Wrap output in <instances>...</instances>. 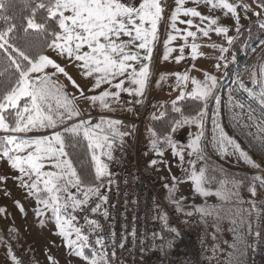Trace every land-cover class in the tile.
I'll use <instances>...</instances> for the list:
<instances>
[{
	"label": "snow or ice",
	"instance_id": "1",
	"mask_svg": "<svg viewBox=\"0 0 264 264\" xmlns=\"http://www.w3.org/2000/svg\"><path fill=\"white\" fill-rule=\"evenodd\" d=\"M189 3L196 6L187 7ZM201 4L208 8L209 13L218 9L224 10L226 16L230 15L236 21L237 32L240 31L241 10L258 18L264 13V0H252V4H246L243 0H31L30 14L17 24L15 17L5 14V0H0V77H14L9 81L6 90L0 92V133H3L0 135V161L11 171L18 173L11 177L0 176V182L11 178L18 181L21 188L27 189L29 195H34L37 204L34 212L37 217L44 215V210H51L57 228L55 234L64 240V247L69 250L70 259H79L85 264H108L104 237L97 235L95 245L99 247L92 249L89 235L77 224V213L90 211L92 214L108 217V211L103 207L107 204L108 197L102 189L111 185L113 180L107 161L113 160L117 142L122 147L124 138L132 135V131L119 130L118 126L123 125L121 120L101 116L98 122L93 123L90 110L99 105L103 110L113 111V104L142 103L140 98L144 96L151 77L153 48L160 38L163 22L167 24L163 40L164 61L177 51L170 46L177 39L184 41L178 49L180 55L175 57V61L179 63L185 58V48L191 49L193 60L203 56L199 52L202 45L195 42L198 33L203 37H209L211 32L228 36L230 29L218 26V18L198 10ZM253 5L259 11H256ZM41 12L43 14L38 20L37 14ZM181 16L188 19H180ZM194 18L200 23H194ZM178 23L186 27L178 28ZM259 27L264 29V23H259ZM192 28L196 31H192ZM21 31L25 35L29 31L41 34L43 46L56 53L65 64L62 66L48 55H30L28 47L18 43L16 34ZM189 38H192L190 44ZM233 39L228 36L229 46L232 45ZM204 46L219 49L220 55L214 57L217 63L213 65L217 71L221 68V61L227 68L228 57L225 54L229 51L228 47L215 43ZM69 66L77 69L82 79L89 81L87 90L71 75ZM48 68L53 71H46ZM192 70L198 71L194 64ZM166 75L159 76L157 86ZM173 75L176 77L173 90L180 91L171 101V111L179 114L181 118L171 121L170 131L174 132L177 128L189 124H195L200 131L184 146L174 143L170 133L161 137L152 131L153 139L150 145L158 157L164 155L161 144L171 148L173 157H178L183 168L186 149L188 157L203 159L201 138L204 135L203 118L206 115L207 103L214 100L219 105L220 98L215 95L218 87L217 77L208 71H203V80L191 76L188 72H177ZM261 75H264V68L261 69ZM59 76H63L67 85H71L75 90L73 93L66 91V84L53 79ZM236 82L250 97H256V93L246 89L242 81L238 79ZM189 83L193 86L192 90L186 91ZM122 94L135 99L123 102ZM186 99L198 101L202 105L194 116H185L179 106ZM52 100H55V107L51 103ZM259 102L264 106V86L260 90ZM80 103H83L88 111L82 109ZM236 106L244 108L241 103ZM166 115V112H160L159 115L153 113L152 118L163 119ZM58 126H63L62 131L58 130ZM214 128L218 130V135L213 137V142L221 154L238 153V159L253 170L264 172V157L257 163L235 139L227 136L219 124L214 123ZM49 129L51 131L45 135H28L34 131L47 132ZM261 132L264 133V128H261ZM81 134L88 142L93 167L92 182L87 185L77 173L67 151L69 147L74 146ZM229 148L233 150L232 153H229ZM158 163L167 165L162 159H153L150 166ZM187 163L191 166L189 179L194 183L195 191L204 196L212 195L213 193L204 187L208 181L205 169L200 168L197 171L195 160L189 159ZM45 168L52 170L45 171ZM242 179L251 181L248 185L250 196L253 198L250 207L256 209L255 198L258 195L264 196V175H251ZM171 182L173 188L170 195L175 189L177 178L172 177ZM241 182L242 180L236 179L230 182L221 181L222 187L215 195L227 199L235 194L234 189ZM225 183H231L232 188H224ZM93 202L94 206L89 207ZM173 203L177 212L183 211L178 200ZM17 204L23 213V206L19 205V202ZM5 211L0 208V213ZM196 211L211 215L204 208H198ZM185 214L191 216L193 213ZM161 220L167 226L166 214L161 216ZM85 225L91 232L102 230L97 219L85 217ZM170 231L179 235L175 228ZM0 243L5 244L6 256L12 264H22V260L13 253L11 245L2 240ZM85 249L92 250L90 254H86ZM48 259L52 264H58L53 257L49 256Z\"/></svg>",
	"mask_w": 264,
	"mask_h": 264
},
{
	"label": "rangeland",
	"instance_id": "2",
	"mask_svg": "<svg viewBox=\"0 0 264 264\" xmlns=\"http://www.w3.org/2000/svg\"><path fill=\"white\" fill-rule=\"evenodd\" d=\"M243 2L246 4H252V0H243ZM188 6L194 7L196 5L189 3ZM253 8L255 9V5H253ZM198 10L206 15L210 14L213 18H218V26L228 27L230 29L228 36L231 37H234L253 21H257L258 25L259 23H262V21H260L262 14L258 18L251 13L245 14L241 10V19L239 21L240 31L237 32L236 21L230 15L226 16L224 10L218 9L209 13L208 8L202 4L198 6ZM255 10L259 11V9ZM163 23L161 26H163ZM228 36L220 34L221 43L219 45L226 47ZM240 53L242 55V60L240 62L236 60L235 54L233 55L230 53V59L228 58V62L229 60L230 62H233L229 64V70H226V75L223 79L224 63H221V73L213 67L216 63L214 57L220 55L219 49H213V57L209 59L212 60L211 63L207 64L205 61L204 71H208L215 75L218 80V87L215 91V95L219 97V92L222 91L221 95L224 99V104L229 100L231 105H229L226 110L225 107L220 106L221 103L217 105L214 100H209V102L213 101L214 105L211 109V114L208 115L209 111L206 109V115L203 118L204 135L201 138V145L203 147L202 154L210 159L216 160L217 163L223 167L234 170L238 173H243L244 175L249 176L264 175V172L253 170L249 165L238 159V153L229 155L221 154L213 142V137L218 135V130H216L215 134H208L209 132L206 128L208 122H211L213 125L214 123L219 124L227 136L235 139L241 145L243 150L248 153L249 157L257 163H260L258 159L253 158L252 154L245 146L246 139L243 137V129L250 134H260L261 128H263L264 124V114H260L264 111V106L259 102L260 90L261 87L264 86V75H261V69L264 68V35H262L257 42H245V44L242 45ZM43 54L48 55L53 60L61 63L62 66L65 64V61L62 58L58 57L56 53L49 49ZM155 55L150 64L151 77L146 88L151 86L153 82H156V80H154V69L156 65ZM233 57H235L234 60ZM252 66H255V75L250 72ZM46 71L52 72L53 69L48 68ZM68 71L77 80L81 87H84L87 90L90 86L89 81L82 79L78 74L77 69L71 66L68 67ZM53 79H58L61 83L67 85V81L63 76L53 77ZM238 79L244 83L246 89H250L252 92L256 93L255 98L250 97L247 91L239 88L238 83L236 82ZM192 87L193 86L190 85L188 91H191ZM66 91L73 93L75 90L71 85H67ZM51 103L53 104V107H55V100H52ZM238 103L243 104L244 108L241 109L237 107L236 105ZM79 106L81 108L85 107L83 103H80ZM220 113L223 115L224 125H222L219 120ZM249 117H251V119ZM145 123L144 125H146ZM257 125H260L261 127L258 128ZM142 129L138 142L139 163L140 166L148 165L160 176L164 187V190L161 193L163 200L166 203L169 202L175 210L176 205L173 201L178 200L180 202L183 211L176 212L185 221L189 230L193 232L197 238L203 241V246L206 251L205 253L209 257V264H226L225 262L227 260H229L230 264H239L237 261L240 257L242 259L249 244L247 236L254 234V231H256L255 217L257 216L258 218V215H260L259 207L264 202V196L258 195L255 198V203L257 204L256 209L250 207L253 198L250 196L248 185L251 182L245 184L243 189H238L236 186L234 189L235 194L227 199H221L219 196L215 195L218 190L210 189L205 183L204 187L213 194L208 196L201 195L199 192L195 191V185L189 179L191 166L187 163L189 159L195 160L197 157H188V150L186 149L185 162L183 168H181L178 157H173L171 148H168L163 144H161L160 147L164 149V155L163 157H158L150 145V141L153 139L151 135L152 131L149 127V130L145 128V130L142 131ZM58 130L60 129L58 128ZM50 131V129L47 132L34 131L29 134H32V137H35L48 134ZM199 131L200 129H198L195 124L184 125L173 132L171 139L178 146H184L187 145ZM232 133L235 134V136H231ZM229 151L232 153L233 150L229 148ZM230 155L233 158L235 157L237 161H229ZM153 159H162L167 162V165L164 163H158L155 166H150V161ZM44 170L48 171L52 169L45 168ZM172 177H176L177 182L174 191L170 195V190L173 188L171 182ZM13 184L15 193H20V196H22L21 198H25L27 201L32 200L27 189L21 187L16 188L15 181ZM165 185H168V187L166 188ZM224 188L231 189L225 186ZM231 197L234 198L232 201L229 200ZM36 207L37 204L30 208L28 214L29 220L32 222L23 223L21 232L25 235L19 240L22 250L27 253L31 261L34 264H52L48 259V257L51 256L58 262V264H85L82 260L69 258V250L64 247V240L55 234L57 228L51 210H44V215L37 217L34 212ZM198 208L206 209L211 215H204L197 212L196 209ZM186 212H192L193 214L188 216L185 214ZM204 249L201 248V250ZM203 261L204 264H206L205 260Z\"/></svg>",
	"mask_w": 264,
	"mask_h": 264
},
{
	"label": "built area",
	"instance_id": "3",
	"mask_svg": "<svg viewBox=\"0 0 264 264\" xmlns=\"http://www.w3.org/2000/svg\"><path fill=\"white\" fill-rule=\"evenodd\" d=\"M221 94L222 91L219 92L220 106L227 110L231 102L228 100L224 104ZM161 105L147 93L131 117L91 114L93 123L104 116L123 121V125L118 126L120 131H132V135L124 138L122 147L117 142L113 160L107 161L113 180L111 185L102 190L108 197L107 204L103 206L108 211V217L90 211L77 213V224L89 235L92 249L99 247L95 245L96 236L104 237L108 264H204L200 257L201 248L187 224L174 207L163 200L160 176L151 168L144 170L139 163L141 129L147 120L153 119V113L159 115L163 112ZM219 120L224 125L222 113L219 114ZM92 206L94 202L89 205ZM259 208L260 215L256 222V233L259 235L255 233L252 244V264H264V202ZM164 214L167 215V226L161 220ZM85 217L97 219L102 230L89 231ZM171 228H175L179 235L170 231ZM0 240L11 245L13 253L22 260V264H34L17 244L11 229H0Z\"/></svg>",
	"mask_w": 264,
	"mask_h": 264
},
{
	"label": "trees",
	"instance_id": "4",
	"mask_svg": "<svg viewBox=\"0 0 264 264\" xmlns=\"http://www.w3.org/2000/svg\"><path fill=\"white\" fill-rule=\"evenodd\" d=\"M6 9L4 10L5 14L11 15L15 17L16 23L20 24L24 17L28 16L30 14V7L31 0H5ZM43 13L37 14V19L39 20L40 16ZM263 17H264V13ZM2 27V25H0ZM18 43L21 46L28 47V51L30 55L38 56L40 54H43L47 48L43 46V37L41 34L35 32V31H29L27 35H25L22 31L18 32L17 34ZM264 35V29H261L256 21L252 22L248 26H246L233 40V43L231 45L232 52L236 55V60L239 62L242 60L241 55V48L242 45L245 44V42H254L261 38V36ZM255 66L251 67L250 72L253 74L255 72ZM229 70V66L227 68ZM14 79L12 76H5L0 77V92H3L6 90V88L9 86V81ZM163 105V112H166L167 115L163 119H149L146 121L148 123V127L151 131H154L158 134V136H165L170 133V135L173 134V132L170 131L171 129V121L173 119H180V115L177 113H174L171 111V102L162 104ZM214 103L213 101L209 102L207 104L206 109L209 111L208 115L211 114V109L213 107ZM182 109V112L185 116H194L197 111L202 107L201 103L198 101H193L191 99H186L185 101L181 102L179 105ZM96 114V113H95ZM260 114H264V111H262ZM99 121V120H98ZM97 121V122H98ZM145 123V124H146ZM63 126H58L60 130H62ZM232 128V127H231ZM230 128V130H231ZM264 128V124H263ZM243 137L245 140V146L248 148L249 152L252 154L253 158L258 159L261 161V157H264V133L260 132V134L255 135L253 133H248L246 130L243 129ZM0 135H3V133H0ZM23 135V134H18ZM67 139V137H66ZM87 141L83 139V136L81 134L80 137L77 138L75 144L73 147H69L67 151L69 152L70 158L73 162V166L76 168L77 173L80 175L81 179L84 181V184H90L92 182V172L93 167L91 163V153L87 147ZM203 155V159L196 158V168L197 171L200 168L205 169L206 177H208V181L206 182L207 186L212 190H220L221 189V181L230 182L233 179L236 180H242L241 183L237 184L238 189H243V186L245 184H249L251 181L250 179H242L244 177H250L249 175H244L243 173H238L234 170H230L228 168L223 167L219 163H217L216 160L210 159L207 156ZM144 170L149 169L150 167L148 165L141 166ZM229 187L232 188L231 183H225L223 187ZM18 187H20L18 185ZM164 190V187H163ZM245 195V193H244ZM234 198H230L229 200L232 201ZM167 204L171 205L169 202ZM172 206V205H171ZM176 211V210H175ZM177 213V212H176ZM184 221V220H183ZM185 222V221H184ZM257 222V216L255 217V225ZM1 229V228H0ZM3 230V229H2ZM12 230V229H11ZM256 230V229H255ZM13 231V230H12ZM14 233V231H13ZM255 233L250 234L247 236L248 239V246L246 248V252L243 255L242 259L241 257L238 259L239 264H252V244L255 238ZM194 239L198 246L202 249H204L203 241H201L197 236L192 232ZM14 238L18 243L15 233ZM21 247V246H20ZM86 254H90L89 249H85ZM205 249L201 250V258L205 260L206 264H209L208 256L205 253ZM241 259V260H240ZM226 264H230L229 260L225 262Z\"/></svg>",
	"mask_w": 264,
	"mask_h": 264
},
{
	"label": "crops",
	"instance_id": "5",
	"mask_svg": "<svg viewBox=\"0 0 264 264\" xmlns=\"http://www.w3.org/2000/svg\"><path fill=\"white\" fill-rule=\"evenodd\" d=\"M186 6L189 7L188 4ZM180 19H188V18L181 16ZM260 21H262V23H264L263 14H262V18H260ZM194 23L199 24L200 21L198 19L194 18ZM177 27L183 29L186 27V25L178 23ZM166 30H167V24H166V22H164L163 26H161L160 38L157 41L155 47L153 48V53H152V59H153V57L155 55V51H156V55H155L156 56V65H155V69H154V77H155L154 80H156V82H153L151 84V86L146 88L145 94H144V96H145L147 93H149L153 98L158 100L161 104L171 102L173 99H175L173 97H176L177 95H179V91H180L179 89L173 90V86L176 84V77H175V75H173L174 73L188 72L191 76H193L199 80L204 79L203 71H204V67H205V61L207 62V64H209L212 61L209 59L213 57V48H210V47H207L204 45H208V44H212V43L219 45L221 43L220 35H217L215 32H211L209 37H203L202 35H200L198 33V36H197V39L195 42L202 45V47H200V49H199V52L202 53L203 56L197 58L196 60H193L191 58V49L185 48V52H184L185 58L182 61H180L179 63H177L175 61V57L180 55V52L178 49H179V46L184 43L183 40L177 39L176 41H173L172 44L170 45L171 47L176 48L177 51L173 52L167 61H164L162 59L163 54H164L163 40L165 39ZM191 30L196 31L195 28H192ZM239 33H237L233 38L235 39V37ZM188 43L189 44L192 43V38H189ZM226 47L229 48V51H228L229 53L227 54L228 58H229L230 53H232L233 55H234V53L231 50V48H232L231 45L229 46L226 43ZM152 59H151V61H152ZM231 62H233V61H231ZM231 62L229 60L228 66ZM216 63H217V61H216ZM220 63H224V62L222 61ZM193 64L195 65L196 69H198V71L192 70ZM228 66H227V68H228ZM227 68L224 67L222 79L226 75L225 73H226ZM219 73H221V68L219 70ZM161 74H167V75H166V78L164 80L159 81V86H157V81H158L159 76ZM190 85L191 84L189 83L186 91L189 90ZM126 86H128V85L126 84ZM144 96L142 98H140L142 101H143ZM133 99H135V98L129 97L127 94L121 95V100L123 102H127V101L133 100ZM138 105L139 104L129 105L126 103H121L120 105L113 104L112 105V108L114 109L113 111L103 110L99 107V105H97L95 108H92L90 111H91V114L106 113V114L116 115V116L131 117L134 114V109ZM82 109H84L85 111H88L86 106L83 107ZM145 128L147 130H149L148 129V123H146V125H144L142 131L145 130ZM206 128H207V131L209 132L208 134H212V133L215 134L216 133V129L214 128V125L211 122H208L206 124ZM29 136H32V134H29ZM229 153H230V151H229ZM232 158L233 157H231V155H230L229 161H232V160L237 161V159H235V157L233 159ZM5 175L11 177V176L18 175V173L11 171L9 169V167L1 161L0 162V176H5ZM13 183H14V180L11 178L7 179L6 182H0V208H4L6 210L5 212L0 213V228L1 229H12L15 233V236H16L18 243L20 244L19 240H21L22 237L25 235L21 232L23 223L32 222L29 220V214L28 213H29L30 208H32L34 205H36V197L34 195H30L32 200H29V201H27L25 198H21L22 196H20V193H15ZM18 185H19V182L15 181V187L16 188H18ZM23 190H25V189H23ZM17 202H19V205L23 206V209H24L23 213L20 211V207L18 206ZM6 252H7V248L5 247V244L0 243V264H12L10 258H8L6 256Z\"/></svg>",
	"mask_w": 264,
	"mask_h": 264
}]
</instances>
